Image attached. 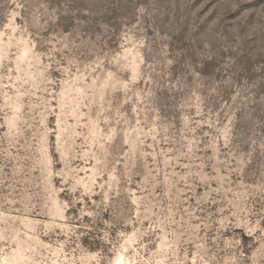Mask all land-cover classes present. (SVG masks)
Wrapping results in <instances>:
<instances>
[{"label": "rangeland", "instance_id": "374dc122", "mask_svg": "<svg viewBox=\"0 0 264 264\" xmlns=\"http://www.w3.org/2000/svg\"><path fill=\"white\" fill-rule=\"evenodd\" d=\"M0 264H264V0H0Z\"/></svg>", "mask_w": 264, "mask_h": 264}]
</instances>
